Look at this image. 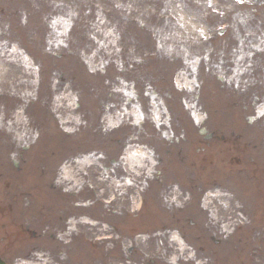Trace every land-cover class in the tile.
Returning <instances> with one entry per match:
<instances>
[{
  "label": "rangeland",
  "instance_id": "obj_1",
  "mask_svg": "<svg viewBox=\"0 0 264 264\" xmlns=\"http://www.w3.org/2000/svg\"><path fill=\"white\" fill-rule=\"evenodd\" d=\"M110 29L112 35H105ZM114 36L118 37L115 44L109 43ZM263 44L264 0H211L210 5L209 0H0V201L5 206L15 194L19 201L33 195L36 203H49L47 214L39 209L41 216L31 212L45 222L46 239L20 237L26 243L8 253V262L13 264L18 257L35 261L33 252L41 248L18 250L37 241L48 246L43 252L48 264H74L73 258L87 264L91 259L101 261L106 254L116 262L124 261L120 264H169L173 255L177 264L205 259L207 264H264V133L261 123L254 121L264 123V116H255L252 110V59L258 60L252 56L253 47ZM110 91L116 113L131 114L139 106L146 116L156 115L161 130L173 136L179 126L178 131H185V125L194 141L200 126L213 135L203 152L196 151L199 146L192 140L184 144L185 160L179 167L175 147L160 142L157 149L162 153L168 145L174 151L171 157H162L161 165L156 163L148 178L151 188H143V205L135 219L125 213L124 205L137 201V196H131L137 186L123 180L129 175L138 183L146 178L143 169L136 176L119 174L120 167H113V178L96 189L97 198H115L112 207L117 213L110 218L105 217L107 209L92 201L88 188L89 176L97 178V172L104 175L105 171L93 163L81 170L74 160L94 153L103 142L94 133L99 131ZM68 92L78 100L72 106H68L71 96L60 100L57 112L65 120L61 126L51 110L53 97ZM165 111L170 113L167 119ZM77 115L84 123L75 124L72 118ZM143 126L159 133L149 121ZM69 127L78 130L65 139L63 129ZM33 131L39 132L34 142ZM17 134L20 141L14 139ZM110 151L108 157L114 155ZM63 158L72 162L74 175L82 181L71 191L62 190L71 182L55 184ZM43 164L47 176H39ZM103 165H109L107 160ZM158 169L163 183L156 188L153 179ZM44 178L48 187L41 182ZM173 180L181 183L177 199L182 207L165 200L178 195L167 186ZM191 182L203 185L205 193L219 190L220 194L207 197V209L195 196L188 205L185 188ZM221 201L228 203L227 210ZM212 209L229 222L232 231L209 219ZM8 217L0 219L6 227L0 231L2 237L12 230ZM69 221L79 229L70 237ZM105 221L114 227H106ZM94 229L111 233V240H97L90 246L93 239L84 231ZM174 230L187 247L170 240ZM62 240L73 252L63 263L57 253ZM192 251L194 259H186Z\"/></svg>",
  "mask_w": 264,
  "mask_h": 264
},
{
  "label": "clouds",
  "instance_id": "obj_2",
  "mask_svg": "<svg viewBox=\"0 0 264 264\" xmlns=\"http://www.w3.org/2000/svg\"><path fill=\"white\" fill-rule=\"evenodd\" d=\"M210 4H211V0H209V5ZM72 15H75V13H72ZM101 23H103V21H101ZM105 35L111 36L112 30L110 29L107 33H105ZM200 35L201 36L205 35L203 30H201ZM117 38L118 37L114 36L113 39L109 41V43L115 44ZM15 50H16V46L13 45L12 51H15ZM117 51H119V49H117ZM82 55H83V53H82ZM92 55H95V53H92ZM25 59H27V57H25ZM87 62H90V57L88 58V60H86V63ZM90 70L94 71V68H91ZM240 71H243V69H240ZM128 95H131V93H128ZM66 96H71V99L68 101V106L74 105L78 100V97L72 92H68L67 94L61 93V94L53 97V100L55 103H54V106L51 110L53 111L54 114L57 115L58 120H60L61 126L64 125L65 120L60 119L59 113L57 112V109L59 107H61L60 100L62 99V97H66ZM116 115L122 116L124 114L123 113H116ZM131 115L134 117V119L131 120V123L133 125L140 124L144 119V116L141 114V110H140L139 106H134V110L131 112ZM23 119L25 122H27L26 117H24ZM72 119L74 120L76 125H80V124L84 123V121H82V119L79 115L74 116ZM102 121L104 122V127H103L104 131L112 130V129L120 126V124H121L120 119H113V117L111 115H107V116L102 117ZM63 130L68 132V133H73V132L77 131L78 129L75 127H69V128H64ZM38 137H39V132L33 131L32 141L34 142ZM21 138L22 137L20 134H17L14 136V139H16L17 141H20ZM102 155L103 154H101V156ZM154 156H155L154 151L152 149L148 148L146 145H128L123 150V153L120 157V160H121V162H123L124 164L127 165V170H130L136 176H140L142 174L138 169H143L144 170L143 174L145 176L151 177L153 175L154 168H155V165L157 163ZM12 158L13 159L16 158V153H12ZM74 160H75V164L79 165L81 170H83L84 166L91 165L92 163H94V161L88 159L87 156H83L80 158H74ZM74 172H75V169L73 168L72 162L67 161V160L62 162L59 166V169H58L55 184L63 185L65 182H71L70 184H68L66 187H64L62 189L63 191H71L72 188L82 186V181L76 178V176L74 175ZM125 182L129 185L132 184V180H130V179L126 180ZM145 187H146V184H145ZM172 190H173V192L178 194L179 193V185H173ZM219 194H220L219 190H217L216 192L205 193V198L202 201L201 207L207 209L208 204L210 203V201L207 199V197L219 195ZM225 194L230 195L227 193H225ZM188 199H190V195H185L184 201H187ZM165 200L169 201L170 203H175L177 207L183 206L182 202L177 199V195L171 196L170 200L168 197H165ZM220 203H221V206L225 210H227L229 208V205L227 202L221 201ZM209 219L214 224L219 223L222 230L227 231V232L232 231V228L230 227L229 222L227 220H221V217L218 215V211L216 209H212L209 211ZM142 239H147V236H143ZM170 240L171 241H178L181 244L182 248L187 247L186 245H184L182 238L179 236V233L175 230L172 231L171 236H170ZM33 255L36 257L35 261L18 257L13 261V264H48V257L43 252L35 251V252H33ZM61 258L63 259L66 257L62 256ZM177 259H178V257L176 255L171 256L169 258V264H177ZM186 259H194V251L189 252V255H188V257H186ZM195 264H207V260L206 259L205 260H196Z\"/></svg>",
  "mask_w": 264,
  "mask_h": 264
},
{
  "label": "flooded vegetation",
  "instance_id": "obj_3",
  "mask_svg": "<svg viewBox=\"0 0 264 264\" xmlns=\"http://www.w3.org/2000/svg\"><path fill=\"white\" fill-rule=\"evenodd\" d=\"M255 87H258V84H255ZM256 90V89H255ZM182 139V145L186 144L191 138L187 137H181ZM201 143H203L201 140H199ZM187 147H185L186 152ZM184 150V147L180 146L178 148L177 156L175 157L176 162H179L181 165L183 164L185 160V153L182 156V151ZM192 183V182H191ZM191 186H189L190 188ZM196 188H200V185H196ZM9 202V215L8 213H0V219L6 216L8 217V225L12 228L11 231L7 232V236L4 238L1 237L0 234V258H3V254H1L2 249L6 250L5 252H9L12 250H17L18 248L24 246V243L20 240V237H23L24 235L30 236L34 239H43L42 233L46 232L47 226L45 222H40L39 219L34 218V216L31 214L32 211H36L41 216V211L43 210L45 214H47V211H45L47 207V201H41L40 203H36L33 195L27 196L23 199V201H19V198L16 197V195L10 196ZM34 204H38L35 206ZM49 204V203H48ZM1 206H3V202L0 201V209ZM1 228V224H0ZM40 230V231H39ZM24 234V235H23ZM18 242V244H16ZM3 244V245H2ZM41 243H37L34 247L42 248Z\"/></svg>",
  "mask_w": 264,
  "mask_h": 264
}]
</instances>
